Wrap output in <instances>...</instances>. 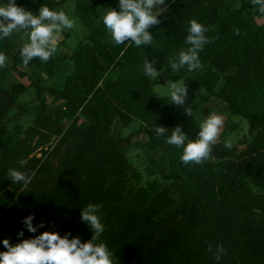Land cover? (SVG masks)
I'll use <instances>...</instances> for the list:
<instances>
[{"label": "trees", "instance_id": "obj_1", "mask_svg": "<svg viewBox=\"0 0 264 264\" xmlns=\"http://www.w3.org/2000/svg\"><path fill=\"white\" fill-rule=\"evenodd\" d=\"M66 1L16 3L37 13L42 6L61 10ZM165 5L160 23L149 29L152 46L137 48L107 37L102 17L110 7L118 10L117 0H77L88 35L70 55L28 64L52 70L71 59L75 69L63 88L35 80L7 88L0 74V240L10 236V242H18L21 229L24 238L33 236L22 221L34 213V224L44 222L39 232L70 231L87 241L92 233L80 219L81 210L98 203L104 238L121 264H216L218 244L226 252L220 264H264V21L250 14L257 11L252 0H166ZM192 19L208 29L202 67L184 68L172 77L190 79L193 74L191 80L208 93L202 101L222 100L226 113L249 121L253 135L244 148L226 149L218 140L210 158L198 165L183 164L182 149L165 143L154 130L163 126L170 135L180 126L194 139L199 121L193 112L176 119L169 100L154 95L152 80L143 73L150 56L156 58L157 70L171 71L169 62L187 47ZM68 35L64 32L61 46ZM3 43L5 55L12 54L13 71L29 74L19 67L24 65L22 47L14 50L8 38ZM29 87L36 89L37 101L30 105L36 116L29 127L11 126L16 106L18 113L30 108L17 103ZM47 95L60 101L52 113ZM117 118L123 124L138 119L140 127L128 137L119 136L113 133ZM142 134L168 159V169L158 168L162 180L147 185L126 152ZM21 160L27 162L23 167ZM9 168L35 173L25 192L8 179Z\"/></svg>", "mask_w": 264, "mask_h": 264}, {"label": "clouds", "instance_id": "obj_2", "mask_svg": "<svg viewBox=\"0 0 264 264\" xmlns=\"http://www.w3.org/2000/svg\"><path fill=\"white\" fill-rule=\"evenodd\" d=\"M165 4L166 0H117L118 10L110 7L103 15L102 22L116 45L129 44L137 48L152 46L154 37L149 29L160 23L159 18L164 14ZM252 5L259 13L264 14V0H252ZM75 26V21L63 9L54 10L42 6L37 13H33L19 6L16 0H0V40L14 32H23L27 42L21 48L20 56L25 66L35 58L42 62L49 61L58 51L60 35ZM207 31L196 19L189 22L188 34L184 40L187 47L181 48L169 62L172 72L178 73L184 68L191 72L202 67L200 53L210 43ZM6 60L7 56L0 51V67L5 65ZM156 62L153 57L151 61L146 59L143 64L144 75L152 81L159 76L154 67ZM166 95L170 104L184 105L188 96L185 80L169 83ZM185 111L189 116L192 115L189 107ZM223 125L224 118L221 114L209 113L200 121L199 132L194 139H189L180 126L173 128L170 135H166L169 128L163 126L157 125L154 131L158 137H165L168 145L182 149L180 160L183 164L198 165L210 158ZM232 146L231 140L224 141L226 149H231ZM26 163L21 160V167ZM34 175V172L18 168H9L7 172L8 179L12 184L19 185L21 192H25L31 185ZM101 209L102 204L98 203H88L82 207L80 219L92 233L87 241L73 236L70 231L63 235L56 230L39 232L44 227V222L34 224L35 214L29 213L22 223L34 235L24 238V229H21L17 232L18 242H10V236L0 240L3 245L0 264H121L104 238L106 227L102 222ZM225 254L223 245L218 244L215 248L216 264H220Z\"/></svg>", "mask_w": 264, "mask_h": 264}, {"label": "rangeland", "instance_id": "obj_3", "mask_svg": "<svg viewBox=\"0 0 264 264\" xmlns=\"http://www.w3.org/2000/svg\"><path fill=\"white\" fill-rule=\"evenodd\" d=\"M235 1L237 2V0ZM76 5L77 0H67L61 6V9H63L66 14L75 21L76 26L73 29L66 30V32L69 31L70 33L68 35L67 44L65 46L68 50H60L61 48L58 47V51L55 54V57L59 56L61 53L69 55L72 54V52L77 48L79 42L84 40V38L90 32L89 27H87V25L85 24L86 22L81 20V17L77 12ZM250 14L256 16L258 21H264V14H261L258 11H252ZM62 36L64 38V35ZM107 37L112 43H114L110 33L107 35ZM7 38L10 40V44L12 45L14 50H18L19 48L23 47L24 43L27 42V37L23 34L22 31L14 32ZM0 51L6 54V47L3 43V40H0ZM69 51H71V53H69ZM6 56L7 60L5 62V65L3 67H0V74L3 83L7 88H11L15 83H24L26 85H30L33 80L40 81V84L44 87L63 88L66 77L72 74L75 69V66L71 59H67L62 63H57L52 70H49L47 68L45 69V67L32 68L29 65H20L19 67L22 70L29 73L25 76H22L12 69V54ZM152 59L153 57L150 56L148 60L151 61ZM157 72L159 74L158 79L152 81L154 95L158 97H165L169 100L170 103L171 101L166 95L167 85L174 81L185 80V84L188 88V96L185 100V104L182 106L170 104L176 119H179L183 115L187 114V112L185 111L186 107H189L191 109V112L194 113L199 123L209 113H218L221 114L224 118V125L221 129L218 140H222L223 142L225 140H231L233 146H237L240 148H244L249 142L253 140V135L250 133V123L247 119L243 118L240 115H230L229 113H226L224 111L225 107L223 101L218 99L217 97H212L208 102L202 101V97L206 96L208 93L203 86L198 85L196 82L191 80L193 74H189L191 76L190 79L189 77H187L175 80L172 77V74L180 75V72L174 73L172 72V70L168 71L167 68L159 69L157 70ZM222 83L223 82H221L219 89L221 88ZM35 95V87H29L28 90L18 98L17 103L28 104L29 106L34 105V102L37 101ZM45 98L51 106L49 112L52 113V109L55 106H58V104H60V101H58L57 99L55 100L54 98H49L48 95L47 97L45 96ZM10 114L13 115V117H11L10 119L11 126L19 122L24 127H29L36 116V111L30 106L29 109L18 113V109L16 106L10 112ZM117 120L118 118L115 121L113 133L118 134L122 137L130 136L131 134L137 132L140 127V121L138 119L132 120L129 124H123L121 122V119L118 121ZM52 141L55 144L58 139H52ZM51 143H49L48 145H50ZM126 152L129 161L143 173V184L147 185V183L153 180H162V176L158 172V168L159 166H162L168 169V159L163 151L159 149L154 150L150 147L146 135L142 134L141 136L135 138ZM36 154L38 156H41L40 151L36 152ZM152 158H154L153 161ZM54 160L55 163L58 162V160ZM130 174L131 173L129 172L128 176H130Z\"/></svg>", "mask_w": 264, "mask_h": 264}, {"label": "crops", "instance_id": "obj_4", "mask_svg": "<svg viewBox=\"0 0 264 264\" xmlns=\"http://www.w3.org/2000/svg\"><path fill=\"white\" fill-rule=\"evenodd\" d=\"M64 32H66V30L64 31ZM64 32L60 35V43H59V45H58V47L59 48H61L60 50H68L65 46L66 45H60V44H62L61 42L63 41V39L65 38V36H64V38H63V36L62 35H64ZM67 33H69V31H67ZM70 34V33H69ZM67 39H68V37H67ZM67 39H66V41H65V44H67ZM69 53H71V51H69ZM73 53V52H72ZM50 98V97H49ZM224 103V102H223ZM224 107H225V103H224Z\"/></svg>", "mask_w": 264, "mask_h": 264}, {"label": "water", "instance_id": "obj_5", "mask_svg": "<svg viewBox=\"0 0 264 264\" xmlns=\"http://www.w3.org/2000/svg\"><path fill=\"white\" fill-rule=\"evenodd\" d=\"M6 95H8V98L10 99V95L8 93H6Z\"/></svg>", "mask_w": 264, "mask_h": 264}]
</instances>
